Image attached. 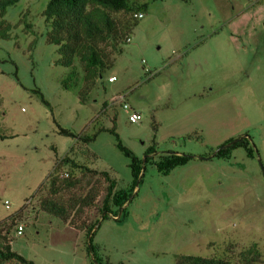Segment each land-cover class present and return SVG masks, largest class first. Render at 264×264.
I'll list each match as a JSON object with an SVG mask.
<instances>
[{"label": "rangeland", "instance_id": "rangeland-1", "mask_svg": "<svg viewBox=\"0 0 264 264\" xmlns=\"http://www.w3.org/2000/svg\"><path fill=\"white\" fill-rule=\"evenodd\" d=\"M47 1L19 0L3 16L10 36L0 38V220L21 211L11 249L35 264H91L89 236L45 213L40 200L55 159L81 143L56 124L96 133L85 144L87 164L127 186L129 158L103 130L114 126L141 160L150 146L154 160L167 153L190 159L166 175L145 163L125 215L100 218L101 186L95 205L73 216L77 224L99 218L92 244L102 264H174L180 254L244 263L240 252L252 244L260 253L252 264H264V0H127L144 17L87 93L81 71L62 84L68 68L46 41ZM240 8L230 25L227 15ZM118 95L141 114L138 122L113 100ZM240 137L253 156L242 146L228 159L213 154Z\"/></svg>", "mask_w": 264, "mask_h": 264}, {"label": "trees", "instance_id": "trees-1", "mask_svg": "<svg viewBox=\"0 0 264 264\" xmlns=\"http://www.w3.org/2000/svg\"><path fill=\"white\" fill-rule=\"evenodd\" d=\"M18 1L0 0V38L2 39H8L10 36V24L3 18L6 8ZM143 5H141L142 8ZM133 13V7L128 5L127 0L47 1L42 11L45 23L50 28L46 41L56 46L58 58L55 62L68 68L67 76L62 80L63 86H69L68 81H76L80 71L83 80L82 92L87 93L94 86L95 80L100 78L105 68L112 64L110 55L113 51L116 53L121 51V42L126 41L130 29L137 22L138 19L133 17ZM122 15L124 16L121 17ZM34 91L39 94L42 103L49 106L40 91ZM84 98L81 94V99L84 100ZM56 126L59 134L75 138L81 143L77 141L78 143L71 146L62 157L55 159L45 181L48 194L40 200V208L48 215L68 223L69 226L84 230L86 236H89L87 251L89 252L90 249L92 254L91 264H102L92 244L99 218L89 223H86L84 219L77 224L73 216H79L84 212L83 209L87 211L95 205L98 189L101 186H103V196L99 206L95 205L100 212V218L104 219L109 215L115 217L118 212H121L120 216L125 215L126 204L142 179L145 163H153L159 173L166 175L175 167L186 164L190 157L185 154L167 153L158 155V159L154 160L151 154L155 152V149L154 146H150L145 150V157L141 160L122 145L114 126L103 129L114 135L116 147L129 158L131 181L127 186L117 187L116 180L107 171L92 169L87 164L90 152L85 144L92 141L96 133L91 136L77 134L58 124ZM239 146L244 147L248 156H253V149L244 137L229 138L219 146L214 155L228 159L232 150ZM78 174L81 178L77 176ZM91 174H94L95 178ZM92 178L93 181L90 182ZM82 181L85 182V187L80 192L77 194L72 192L68 198L63 199L64 192L83 187ZM72 211H74L73 214H71ZM20 212L18 210L0 220V264H35L11 249L10 232ZM240 255L244 263H230L222 258L180 254L176 256L174 264H252L258 260L260 253L256 244H252L241 251Z\"/></svg>", "mask_w": 264, "mask_h": 264}, {"label": "built area", "instance_id": "built-area-1", "mask_svg": "<svg viewBox=\"0 0 264 264\" xmlns=\"http://www.w3.org/2000/svg\"><path fill=\"white\" fill-rule=\"evenodd\" d=\"M133 17L139 19L143 17V12L142 11H137L133 13ZM130 40V37L126 38V41L128 42ZM116 79V77L114 75L109 76L108 77V81H114ZM120 99L122 101V107L123 109H125L128 112V120L131 123H135L138 122L141 119V114L136 111L135 109H133L127 102L124 101V96L123 95H118L116 96L113 100L115 99ZM5 207L9 208L10 207V203L8 201L4 202ZM22 230H23V226L22 225H18L16 228V235H20L22 234Z\"/></svg>", "mask_w": 264, "mask_h": 264}, {"label": "crops", "instance_id": "crops-1", "mask_svg": "<svg viewBox=\"0 0 264 264\" xmlns=\"http://www.w3.org/2000/svg\"><path fill=\"white\" fill-rule=\"evenodd\" d=\"M242 14H244V11L242 8L239 9V11L237 13H234V12H231L230 14L227 15V20L230 22V25H233V23H236L235 21L238 19V18H241ZM143 17H144V14H143ZM142 17V18H143ZM142 18H139V19H142ZM138 19V20H139ZM130 41V40H129ZM128 41V42H129ZM112 76V75H110ZM67 224V223H65ZM71 227V226H70ZM77 231V230H76Z\"/></svg>", "mask_w": 264, "mask_h": 264}, {"label": "water", "instance_id": "water-1", "mask_svg": "<svg viewBox=\"0 0 264 264\" xmlns=\"http://www.w3.org/2000/svg\"><path fill=\"white\" fill-rule=\"evenodd\" d=\"M218 149H219V148H218ZM216 151H218V150H216ZM213 154H215V152H214ZM263 173H264V171H263ZM88 245H89V243H88Z\"/></svg>", "mask_w": 264, "mask_h": 264}]
</instances>
